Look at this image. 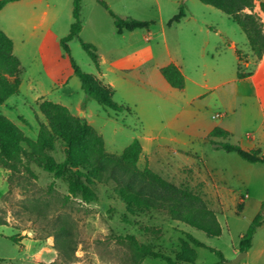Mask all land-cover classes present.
Returning a JSON list of instances; mask_svg holds the SVG:
<instances>
[{
	"label": "rangeland",
	"instance_id": "rangeland-1",
	"mask_svg": "<svg viewBox=\"0 0 264 264\" xmlns=\"http://www.w3.org/2000/svg\"><path fill=\"white\" fill-rule=\"evenodd\" d=\"M47 1L48 16L38 29L32 28L27 7L0 12L14 29L10 38L20 62L18 92L0 103V115L35 140L40 126H47L38 104L49 100L67 109L72 129L77 120H85L103 137L107 153L118 155L133 139L139 140L136 169L148 166L174 185L199 195L222 233L209 237L161 211L127 210L117 195L118 184L169 202L168 195L138 174L128 177L117 170L113 178L107 166L103 167V177L90 184L95 199L84 202L79 196L66 198L68 173L54 178L24 157L31 173L23 169L11 181L9 171L0 166V214L6 220L0 224V264H167L159 258L135 257L118 239L126 234L172 257L195 256L191 264L221 263L208 247L231 260L240 235L254 214L263 210L264 163H249L235 152L214 149L207 134L216 126H228L230 143L242 146L245 139L250 123L242 115L249 117L254 111L246 103L243 113L235 94V49L251 55L245 34L223 12L199 0H103L120 16L151 22L148 29L119 33L98 0H80L82 27L68 41L69 52L105 94L110 91L106 82H112L111 100L125 107L113 111L86 96L60 44L73 21V0ZM180 4L184 16L169 24ZM80 40L96 47L99 69ZM169 63L184 75L181 90L170 87L160 73ZM251 68L242 65L241 71ZM91 145L88 136L86 153ZM22 146L29 151L27 143ZM45 153L56 162L63 161L62 141L55 139ZM185 233L207 247H193ZM11 235L20 241L13 242ZM252 246L264 251V227L256 229ZM244 262L246 258L239 264ZM255 264H264V252Z\"/></svg>",
	"mask_w": 264,
	"mask_h": 264
},
{
	"label": "trees",
	"instance_id": "trees-1",
	"mask_svg": "<svg viewBox=\"0 0 264 264\" xmlns=\"http://www.w3.org/2000/svg\"><path fill=\"white\" fill-rule=\"evenodd\" d=\"M13 0H0V9ZM99 3L107 10L113 19V23L119 33L132 31L138 28L148 29L151 22L142 21L130 16H120L114 13L103 0ZM203 4L213 6L232 19L245 34L252 54L258 59L264 53V26L260 17L253 11L254 0H199ZM72 18L68 33L60 39V44L68 56L73 73L80 79L81 87L89 99L95 100L103 107L113 111L125 109L111 100L112 88L105 94L103 90L95 86L92 76L84 73L70 55L68 41L78 35L82 27L80 18V0L72 2ZM260 8L264 11V3L260 2ZM184 16L183 5L180 4L178 13L169 21L178 22ZM82 49L88 54L94 65L99 69V58L96 47L88 42L80 40ZM241 54L238 53L237 78H243L251 71H241ZM20 62L13 53L12 40L0 29V103H4L8 97L18 92ZM160 73L167 84L175 89H183L184 75L173 63L160 68ZM38 108L47 120V126L39 128L35 140H30L24 133L6 117L0 115V166L9 171L8 180L17 177L24 169L31 173L24 163V157L37 163L45 171L52 173L54 178L69 174L67 185L69 196H79L82 201L90 202L95 199V193L90 184L94 178H102L100 171L107 166V173L113 177V171L125 172L128 177L138 174L141 179L148 182L156 189L169 197V202L154 199L146 195L137 194L128 190L126 186L117 185L116 192L131 212L155 210L164 212L172 220H177L191 227L203 231L209 237L219 236L221 227L212 211H210L201 197L184 188L174 185L162 176L154 172L148 166L141 171L136 169V162L141 152L139 140L133 139L118 155L107 153L104 140L85 120H77L75 129L70 127V116L67 109L59 103L42 100ZM231 133L219 126L212 128L207 134V140L214 149H222L226 152H235L241 159L249 163H264V151L261 148L246 149L239 144L228 141ZM90 136L92 145L89 153H86V140ZM59 139L64 147L63 161L56 162L45 152L53 148V142ZM27 143L29 151L22 144ZM114 178V177H113ZM264 222V209L260 210L251 220L245 232L239 238L238 248L247 251L251 246L252 236L256 229ZM6 220L0 214V224ZM64 229H62L63 231ZM186 239L193 247H207L203 242L189 233H185ZM13 242H19L16 235L9 237ZM118 239L128 246L137 258H159L167 264H191L194 258L183 257L179 254L172 257L171 254L161 249H156L148 243L140 242L134 235L126 234L118 236ZM61 247L65 245L60 244ZM215 252L221 261H224L222 253L208 247ZM195 252V250H194ZM54 264V263H52ZM220 264V263H215Z\"/></svg>",
	"mask_w": 264,
	"mask_h": 264
},
{
	"label": "crops",
	"instance_id": "crops-1",
	"mask_svg": "<svg viewBox=\"0 0 264 264\" xmlns=\"http://www.w3.org/2000/svg\"><path fill=\"white\" fill-rule=\"evenodd\" d=\"M260 2L264 3V0H254V9L253 11L260 17L263 26H264V11L260 8ZM22 7H27L26 10H29V21H32V28L38 29L42 25V23L46 20L48 16L47 7H49V3L47 0H13L7 2L0 12L7 9H14L20 11ZM8 19L6 16L0 17V29L10 38H12V34L14 29L11 25L8 24ZM10 38V39H11ZM12 40V39H11ZM13 44V42H12ZM249 45V44H248ZM234 47V44L231 45ZM251 50V49H250ZM236 55L238 60V52L236 49ZM14 53V52H13ZM241 54V53H240ZM15 55V54H14ZM242 55V54H241ZM243 61H241L243 66L252 67L251 74L237 79V85L235 89L236 97L239 101V106L243 107V113L246 108V103L251 105L254 113L247 115H242L243 121H248L250 125L247 127V132L245 134V139L240 142L242 146L246 149L251 148H261L264 151V53L260 58H256L252 52L251 55H242ZM238 63V62H237ZM103 73L100 72L99 77L103 79ZM110 87L113 85L111 81L108 83ZM112 88V87H111ZM231 111L233 109L231 108ZM246 112V111H245ZM222 128L228 130L231 133V128L228 126H222ZM210 131V130H209ZM245 200H243L242 205H244ZM259 212V210L254 214V216ZM253 216V217H254ZM253 219V218H252ZM264 227V222L257 228L260 229ZM222 233V232H221ZM255 234L252 236L251 246L246 251V262L242 264H255V259L259 255H261L264 251L263 249H254L253 242L255 240ZM242 235V234H241ZM240 235V236H241ZM239 248L232 249V256L234 257L238 252ZM224 260H226L224 258Z\"/></svg>",
	"mask_w": 264,
	"mask_h": 264
},
{
	"label": "water",
	"instance_id": "water-1",
	"mask_svg": "<svg viewBox=\"0 0 264 264\" xmlns=\"http://www.w3.org/2000/svg\"><path fill=\"white\" fill-rule=\"evenodd\" d=\"M81 112L79 115L81 116ZM263 209H264V203H263ZM246 251H239L231 260H224L220 264H239L242 259L245 257Z\"/></svg>",
	"mask_w": 264,
	"mask_h": 264
},
{
	"label": "built area",
	"instance_id": "built-area-1",
	"mask_svg": "<svg viewBox=\"0 0 264 264\" xmlns=\"http://www.w3.org/2000/svg\"><path fill=\"white\" fill-rule=\"evenodd\" d=\"M218 116V115H217Z\"/></svg>",
	"mask_w": 264,
	"mask_h": 264
}]
</instances>
